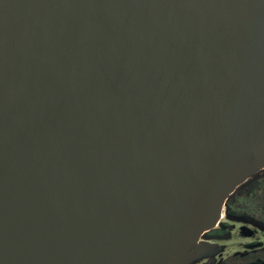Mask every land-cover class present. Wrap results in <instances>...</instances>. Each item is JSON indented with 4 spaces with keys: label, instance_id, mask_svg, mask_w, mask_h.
<instances>
[{
    "label": "water",
    "instance_id": "1",
    "mask_svg": "<svg viewBox=\"0 0 264 264\" xmlns=\"http://www.w3.org/2000/svg\"><path fill=\"white\" fill-rule=\"evenodd\" d=\"M263 150L264 0H0V264L180 261Z\"/></svg>",
    "mask_w": 264,
    "mask_h": 264
},
{
    "label": "rangeland",
    "instance_id": "2",
    "mask_svg": "<svg viewBox=\"0 0 264 264\" xmlns=\"http://www.w3.org/2000/svg\"><path fill=\"white\" fill-rule=\"evenodd\" d=\"M262 174L264 157L260 153H254L246 164V170L236 180L225 199L218 226L208 233L202 231L199 237L194 238V245H191L194 251L187 252L180 261L170 264H227L233 257L243 260L258 257L248 264H264V258L258 255L264 254V224L247 217H231L227 206L228 200L236 192L246 190Z\"/></svg>",
    "mask_w": 264,
    "mask_h": 264
},
{
    "label": "trees",
    "instance_id": "3",
    "mask_svg": "<svg viewBox=\"0 0 264 264\" xmlns=\"http://www.w3.org/2000/svg\"><path fill=\"white\" fill-rule=\"evenodd\" d=\"M228 215L234 218L247 217L264 224V174L256 178L242 192H236L227 203ZM264 258V254H258ZM258 258V257H257ZM257 258H231L228 264H248Z\"/></svg>",
    "mask_w": 264,
    "mask_h": 264
},
{
    "label": "bare ground",
    "instance_id": "4",
    "mask_svg": "<svg viewBox=\"0 0 264 264\" xmlns=\"http://www.w3.org/2000/svg\"><path fill=\"white\" fill-rule=\"evenodd\" d=\"M260 155L264 157V150L260 151ZM256 163V162H255ZM230 190L226 191L224 194V202L220 207L212 208L202 220L198 222L196 227L192 230L190 236L191 238H197L202 233L211 232L213 228L218 226V222L221 219L222 211L224 210L225 199L227 198ZM180 237H173L170 239L164 247L163 254L161 256L160 264H170L171 262L178 261L177 255L180 251Z\"/></svg>",
    "mask_w": 264,
    "mask_h": 264
},
{
    "label": "flooded vegetation",
    "instance_id": "5",
    "mask_svg": "<svg viewBox=\"0 0 264 264\" xmlns=\"http://www.w3.org/2000/svg\"><path fill=\"white\" fill-rule=\"evenodd\" d=\"M218 224V223H217ZM228 264V263H227Z\"/></svg>",
    "mask_w": 264,
    "mask_h": 264
}]
</instances>
